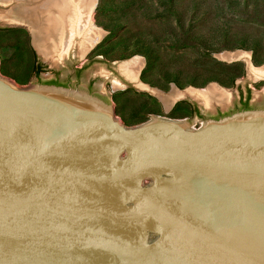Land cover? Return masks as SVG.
I'll return each instance as SVG.
<instances>
[{"label": "water", "instance_id": "obj_1", "mask_svg": "<svg viewBox=\"0 0 264 264\" xmlns=\"http://www.w3.org/2000/svg\"><path fill=\"white\" fill-rule=\"evenodd\" d=\"M0 264H264V107L122 118L0 31Z\"/></svg>", "mask_w": 264, "mask_h": 264}, {"label": "rangeland", "instance_id": "obj_2", "mask_svg": "<svg viewBox=\"0 0 264 264\" xmlns=\"http://www.w3.org/2000/svg\"><path fill=\"white\" fill-rule=\"evenodd\" d=\"M127 2L129 5L123 7ZM10 8L1 5L0 15ZM111 17H122L124 23L114 33L105 27ZM1 18L0 31L35 82L67 81V85L109 101L122 118L148 120L162 116L202 125L206 117L240 109L241 90L246 92L248 88H251V107H264V76L257 74L264 67V0H96L91 19L93 26L103 33L102 37L84 54L80 53L78 38L79 43L56 63L38 51L26 24ZM187 33L202 35L216 47L243 38L252 48L225 49L208 55L198 44L178 42ZM138 37L153 43L158 55L153 64L148 65L141 54L120 56L119 47ZM236 52L244 54L235 59L222 57ZM136 60L140 66L132 78L125 65ZM38 62L44 67L40 76L35 72ZM233 65L243 71L234 84L224 85L219 81L186 84L193 77L199 83L210 77L226 79L231 71L228 67ZM168 72L178 73L183 86L167 81L164 74ZM210 86L221 89L227 101L207 105L191 92H205ZM172 92L181 96L168 105L163 96ZM193 104L201 108L202 116L192 113Z\"/></svg>", "mask_w": 264, "mask_h": 264}, {"label": "bare ground", "instance_id": "obj_3", "mask_svg": "<svg viewBox=\"0 0 264 264\" xmlns=\"http://www.w3.org/2000/svg\"><path fill=\"white\" fill-rule=\"evenodd\" d=\"M0 3L11 6L4 15L1 13V19L26 24L32 31L38 51L55 63L68 55L70 49L79 43L78 38L81 40L80 53L84 54L103 35L100 29L93 26L91 19L96 0H0ZM243 54L225 53L222 57L235 59ZM125 66L128 75L134 78L140 62L136 60ZM257 74L264 76V67L258 69ZM191 92L207 105L228 99L217 86H210L205 92ZM180 96L172 92L167 97L163 96V100L170 105Z\"/></svg>", "mask_w": 264, "mask_h": 264}, {"label": "trees", "instance_id": "obj_4", "mask_svg": "<svg viewBox=\"0 0 264 264\" xmlns=\"http://www.w3.org/2000/svg\"><path fill=\"white\" fill-rule=\"evenodd\" d=\"M248 2V0H245ZM236 3H239V1H236ZM129 2L125 3L123 7L128 6ZM124 25L122 21V17H111L109 22L106 23L105 27L110 30V33L116 32L119 28H121ZM178 42L182 43V45H189L191 43L198 44L202 48H204L208 53V55H211L213 51H220L225 49H239V48H245L249 49L252 48L248 45L247 40L240 38L237 40V42H234V44L230 45H223L221 47H216L214 43L209 42L208 38L202 36V35H195L192 33L185 34L184 38L182 40H179ZM120 56L122 58L128 57L134 54H141L146 57L148 65L153 64L157 59L158 55L154 48V45L152 42L142 38L138 37L135 40H133L130 44H125L118 49ZM42 66V65H41ZM35 66V72L37 75H39L43 70L42 67ZM228 68L231 69L230 72H228V77L226 79H220L218 77H210L204 80V82L199 83L197 80L193 77L191 78L186 84H192V85H205L208 82L211 81H219L220 83L226 85V84H234L236 79L241 76L243 73L242 69L233 65L229 66ZM167 81L176 83L178 86H183L182 83L179 80L178 73L175 72H168L164 74ZM56 84V83H55ZM250 99V97L248 98ZM248 99L243 101V107L242 108H251V106L248 104ZM191 106L192 113L194 112V109ZM130 125V124H129Z\"/></svg>", "mask_w": 264, "mask_h": 264}, {"label": "flooded vegetation", "instance_id": "obj_5", "mask_svg": "<svg viewBox=\"0 0 264 264\" xmlns=\"http://www.w3.org/2000/svg\"><path fill=\"white\" fill-rule=\"evenodd\" d=\"M3 6V7H5V8H7V7H11L9 4H2V3H0V6ZM15 23H21L22 24V22H15ZM25 25V24H24ZM33 39V38H32ZM42 65V63H40V62H38L37 63V67L39 66H41ZM43 66V65H42ZM41 66V67H42ZM42 70H44V67H43V69ZM42 73V72H41ZM41 73L38 75V76H40L41 75ZM47 82H49V83H56V84H62V85H67L68 84V82L66 81H61V80H59V79H53V80H49V81H47ZM250 95H251V88H248L247 89V91L246 92H244L243 91V89L241 90V98H240V101H239V106H241V107H243V101L244 100H247L249 97H250ZM250 99H248V104L251 106V103H250ZM193 107V109H194V114H197V115H199V116H202V112H201V108L197 105V104H193L192 105ZM220 116V114L219 115H217V116H215V117H219Z\"/></svg>", "mask_w": 264, "mask_h": 264}]
</instances>
